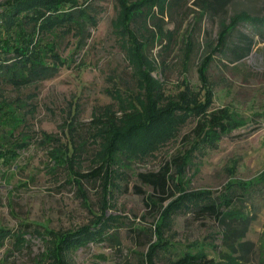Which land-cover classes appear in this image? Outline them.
Here are the masks:
<instances>
[{
    "label": "rangeland",
    "instance_id": "374dc122",
    "mask_svg": "<svg viewBox=\"0 0 264 264\" xmlns=\"http://www.w3.org/2000/svg\"><path fill=\"white\" fill-rule=\"evenodd\" d=\"M195 1L168 0L163 13L154 6L156 17L147 20L149 27L156 22L172 32L167 47L163 38L146 52L158 64L165 60L166 65L151 75L163 98L178 99L174 114L182 122L170 126V132L163 125L149 130L139 139L132 159L115 162V156L110 166V137L142 123L135 112L146 104L143 97H134L138 87L143 91L142 81L123 45L126 35L118 28L117 0H0L2 13L15 4L10 18L21 25L13 26V36L8 33L11 42L22 34L31 37L30 50L53 43L65 60L47 79L18 85L0 79V101L5 100L0 107V151L9 157L0 163V227L9 232L0 241V264H54L57 240L88 226L86 242L62 244L69 251L68 264H170L186 250L198 248L218 259L224 251L220 227L193 209L232 194L245 196L247 210L256 213L245 237L255 244L253 264L264 256V40L256 30L260 26L239 22L230 34L229 42L235 41L237 31L255 40L241 60L232 61L227 48H214L220 46L219 31L230 24L231 16L243 11L261 15L264 0H233L216 16L204 13ZM72 3L89 5L92 20L84 22L81 33L63 25L48 31L42 27L48 19L58 23L52 17ZM1 23L3 29L0 17ZM188 38L195 45L185 59ZM210 49L200 78L197 68ZM113 90L121 99L111 94ZM204 90L208 111L224 108L242 124L216 141H199L184 170L172 167V194L160 201L159 193L138 173L159 170L196 140L192 130L197 117L186 118L187 107L200 100ZM110 113L111 130L93 127L96 118L107 119ZM134 130L137 136L142 133ZM126 145V140L118 141L116 148L125 150ZM58 150L63 151L61 157ZM13 152L18 153L15 158L10 157ZM98 165L103 173L92 178ZM18 232L24 233L21 240H16Z\"/></svg>",
    "mask_w": 264,
    "mask_h": 264
},
{
    "label": "trees",
    "instance_id": "16d2710c",
    "mask_svg": "<svg viewBox=\"0 0 264 264\" xmlns=\"http://www.w3.org/2000/svg\"><path fill=\"white\" fill-rule=\"evenodd\" d=\"M232 1L233 0H196L195 4L203 8L204 13L216 16L223 14ZM117 2L119 6V12L117 14L118 28L126 35L123 45L128 54L130 63L132 64L131 67L135 69L136 75H138L139 80L142 81L140 87L143 91L138 87V91L134 97L138 100L143 97L142 100H144L146 104L143 110L140 107V109L137 108L138 112H135L143 120L142 123H137L127 131L110 137L108 142L109 152L111 154L109 157L110 166L114 164L113 159L115 156L118 159L115 162L120 161L119 159H122V161H124V159H132V155L137 153L139 139L145 137L144 135H147L149 130L159 129V125H163L169 129L166 132H170V126H173L176 122H182V117L180 115H177V117L174 114L176 108H178V99L171 96L163 98L162 92L159 91L158 82L151 75V72L157 71L158 68L166 65L165 60L162 59L160 64H158L156 58L146 52L156 41L163 38L167 40L166 47L169 45L172 32L164 29L160 23L156 22L153 23V27H149L147 20L156 17V13L152 7L156 6L158 11L163 13L165 7L170 3L168 0H117ZM72 4V7L69 6L52 17L57 19L55 22L58 23H49L50 21H48V19L46 21L47 23L42 24V27H45L46 31H48L52 27L63 25L76 28L78 32L81 33L84 22L87 20L91 22L92 20L88 13L89 5L80 8L78 5H75V3ZM14 5L15 4H13L12 8H6L3 13L0 12V17L3 22V29L2 23L0 26V79L12 85H18L20 83L35 82L38 79L52 77L59 68L58 65L65 62L58 54L55 44L45 43L43 47L35 45L30 50L27 44L31 42V37L20 34L18 35L19 38L13 42H11L12 39L10 40L8 37V33L10 36H13V31L11 29L16 25L14 20L10 18L14 10ZM18 12L19 11H16L15 13ZM235 15L231 16L229 25L225 24L221 27L218 34V43L220 46L214 47L215 50L219 49V51L223 50V52L227 48V51H230L232 55V61H238L246 57L255 44L253 36L241 31L236 32L235 41H228L230 34L236 30L239 22L248 23L255 28L259 25L260 28L256 29L258 32L257 34L261 40H264V13L261 15H253L248 11H243V14ZM16 26L21 28L20 24ZM194 45L193 38L186 39L184 50L185 59L189 58ZM207 48L208 45L206 49ZM28 50L31 52L27 53ZM211 53L212 51L210 49L208 55L201 60L200 66L197 68L198 77L200 78L205 75V69L210 60ZM204 82L206 86L211 84L208 83V81ZM111 94L121 99L120 93L113 90ZM129 96L130 93L127 91L124 98L128 99ZM181 97L182 98L179 100H184L183 96ZM192 103L191 108L187 107L188 114L186 118L189 116L197 117L195 127L192 130L196 140L190 142L191 145L187 150L184 149L182 152L178 151L173 155L159 170L138 173L139 179L143 183L151 185L153 189L159 193L160 201H165L172 194L170 191V180L173 179L171 173L172 167H176L179 171L180 169L184 170L189 162L190 152L197 148L199 141L207 139L210 140V142L216 141L220 139L222 135L230 133L233 129L242 124L241 121L234 119L224 108H216L208 111L207 104L209 103V97L207 96L206 90L203 91V96L200 100ZM3 104H5V100L0 101V107H2ZM184 104H187V100ZM112 119L113 116L111 113L107 119L101 117L96 118L93 121V127L103 129L104 131L111 130V125H113ZM136 128H139L140 132L142 131L138 136L134 130ZM124 140H126L131 147L128 148L129 145L123 146L125 150H120L121 146L116 148V143L118 141L124 142ZM144 142L146 143L145 140ZM2 150L10 149L3 148ZM57 152L60 154L59 157H61L63 151L58 150ZM67 152L70 154V152H72V147L68 148ZM17 154L18 153L13 152L10 157L13 156L15 158ZM8 159L9 157L5 152L0 151V163L5 161L8 162ZM57 160L59 161L58 157L56 158V161ZM102 173V165H98L91 171L90 176H92V178H97ZM246 203L247 198L245 196L232 194L219 196L213 202L200 203L194 207L193 211L197 214H206L217 221L220 227L221 242L224 251H221L218 259H215L208 257L207 252L202 248L186 250L170 264H253L251 255L254 252L255 244L245 237L251 222L255 219L256 213L255 211L251 212L249 209L247 210ZM172 204L173 203L167 206L166 211L171 208ZM6 229L8 228L0 227L1 243L4 238L9 235ZM89 232L90 227L88 226L64 235V237H60L56 242L57 246L52 250L54 264H68L66 258L69 251L63 249L62 244H70V241H72L80 245L86 242ZM23 235L24 233L18 232L16 234V240H21ZM256 264H264V256L260 257Z\"/></svg>",
    "mask_w": 264,
    "mask_h": 264
}]
</instances>
